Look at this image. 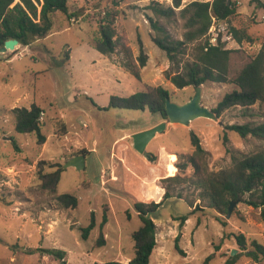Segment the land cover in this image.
Masks as SVG:
<instances>
[{
    "label": "rangeland",
    "instance_id": "1",
    "mask_svg": "<svg viewBox=\"0 0 264 264\" xmlns=\"http://www.w3.org/2000/svg\"><path fill=\"white\" fill-rule=\"evenodd\" d=\"M190 1L193 0H182L181 7ZM234 1L236 12L227 20V27L245 28L255 40H226L224 45L254 54L264 35V20L260 19L264 9L255 0ZM149 2L120 0L118 6L121 15L117 24L126 34L133 57L139 54L138 37L148 55L139 70V79L122 65V53L104 55L90 45L98 19L111 6V0H69L73 17L56 12L52 30L46 36L33 39L27 46L18 44L14 50L0 52V264H61L37 248L64 250L67 264H129L134 255L131 235L141 225L133 202L162 199L164 187L160 179L169 176L168 155L175 166L177 154L192 151L190 130L207 151V166L212 173L228 169L232 155L264 148L263 139L250 135L242 138L226 129L233 123L262 122L264 102L231 107L216 120L196 118L187 126L167 123L146 146L147 152L157 155L155 162L133 148V132L166 119L148 109H103L110 97L128 96L147 86L160 85L169 91L171 101L189 100L194 87L177 88L170 77L182 71L183 65L192 60L195 46L205 41L203 36L189 42L178 62H171L151 40L146 15L153 14L143 9ZM155 18L173 38H183L187 28L178 14L171 20ZM234 88L229 83L205 82L201 85V102L212 109ZM32 104L43 110L42 144L37 143L34 132L19 133L14 129L11 109L30 108ZM82 149L84 168L64 167L67 159ZM41 159L63 167L55 193L43 189L37 178L36 165ZM51 169L45 167L47 171ZM170 192L172 197L150 215L156 225V245L149 264H225L235 255L234 264H264V259L253 261L246 256L231 235L243 234L247 243L256 239L264 244V215L259 208L239 198L226 218L225 213L211 207L203 189L194 184H170ZM61 193L75 195L77 206H62L55 197ZM92 211L95 226L83 239L80 228L89 224ZM103 214L107 220L101 226ZM184 214L188 219L181 224L176 217ZM100 233L103 245L96 246ZM175 243L182 253L176 250Z\"/></svg>",
    "mask_w": 264,
    "mask_h": 264
},
{
    "label": "trees",
    "instance_id": "2",
    "mask_svg": "<svg viewBox=\"0 0 264 264\" xmlns=\"http://www.w3.org/2000/svg\"><path fill=\"white\" fill-rule=\"evenodd\" d=\"M68 1L0 0V47L6 40L12 38H16L20 45L27 46L33 39L46 36L52 30L53 15L56 12H61L68 18L74 16L69 11ZM170 1V4L165 5L158 0H150L143 9L150 10L153 14V16L146 15L152 30L150 36L152 42L164 51L171 62H178V57L185 53L189 42L205 36L213 18L227 21L236 12V1L234 0H193L182 7V0ZM255 1L259 7L264 9V2ZM119 2L120 0H111V6L98 19L97 30L91 37L90 45L104 55H110L115 51L122 53L125 58L122 65L139 79V70L145 66L148 55L144 52L142 41L138 37L139 54L133 57L126 34L117 24L121 15L118 9ZM38 5H40L39 9ZM177 14L185 20L184 25L187 28L182 39L173 38L167 28L155 18L162 17L171 20ZM229 30L237 43L255 40L245 28L231 26ZM233 63H240V65L236 67ZM170 81L177 88L192 86L194 89L208 81L233 84L235 88L226 92L211 109L217 117L231 107H248L257 102H264V35L261 37L259 49L254 54H248L242 49L226 48L220 40L216 45H209L205 38L204 42L195 46L192 60L183 65L181 72L172 75ZM168 97L169 91L166 88L160 85H150L128 96L112 95L108 106L103 109H148L152 113H158L163 119H167L165 101ZM11 113L16 132H34L37 143H44L45 135L41 132L43 110L40 106L32 104L30 108L14 107ZM61 129L65 132L64 124H61ZM226 129L237 133L242 138L250 135L264 140V120L257 124H228ZM189 140L192 151L187 154H177L176 164L173 165L177 168L176 173L160 179L164 187L162 199L158 202L135 199L133 202V208L137 212L141 225L131 235L134 242V255L129 264H149L150 255L156 245V225L150 215L156 212L166 199L172 197L170 184L190 183L202 188L203 195L209 199L211 207L222 214L227 213L230 201L242 198L248 204L259 208L261 214L264 215V148L241 156L232 155V163L228 169L212 173L207 166V151L202 147L198 135L192 130L189 131ZM224 141H227L226 136ZM12 145L18 150L14 140H12ZM79 153L85 155V150L82 149ZM147 159L155 162L157 155L150 153ZM46 166L52 169L47 171ZM36 167L41 187L55 193L63 170L62 165L57 162L47 163L41 159ZM55 197L65 208L73 209L78 204V198L73 194L61 193ZM176 219L183 224L188 219V214L178 216ZM106 220L103 214L100 225L102 226ZM94 226V212L92 211L89 224L80 228L81 237L86 239ZM231 235L234 236L246 256L253 261L264 259V244L256 239L247 243L243 234ZM101 245H103V236L100 233L96 246ZM175 248L182 253L177 243H175ZM35 250L42 255L60 260L61 264H67L66 252L62 249L37 248ZM28 252L31 253L33 250L28 249ZM237 256L229 258L225 264H234ZM208 258L204 262H207ZM93 264L120 263L106 261Z\"/></svg>",
    "mask_w": 264,
    "mask_h": 264
},
{
    "label": "water",
    "instance_id": "3",
    "mask_svg": "<svg viewBox=\"0 0 264 264\" xmlns=\"http://www.w3.org/2000/svg\"><path fill=\"white\" fill-rule=\"evenodd\" d=\"M19 42L16 38L8 39L4 42L3 46L0 47V52H6L7 50H14L15 46ZM165 109L167 119L160 123L141 131H137L131 134L133 148L140 154L148 158L150 152L146 151L147 144L155 137L157 133L162 132L167 123H175L182 125H189V123L196 118H208L216 120L218 117L216 114L207 106L201 102V86L195 88L194 95L183 103L173 102L168 98L165 101ZM221 123V122H219ZM85 162L84 154H76L67 159L64 167L74 166L77 169H83ZM235 201H230L226 213V218L231 215L233 205ZM235 253V249L231 254Z\"/></svg>",
    "mask_w": 264,
    "mask_h": 264
},
{
    "label": "built area",
    "instance_id": "4",
    "mask_svg": "<svg viewBox=\"0 0 264 264\" xmlns=\"http://www.w3.org/2000/svg\"><path fill=\"white\" fill-rule=\"evenodd\" d=\"M260 19L264 20V13L261 14ZM205 38L207 39L209 45L218 44V40H220V42H223V43L226 40L234 41L232 33L227 27V21L219 20L216 18L212 19V23L210 27L208 28L207 33L205 34Z\"/></svg>",
    "mask_w": 264,
    "mask_h": 264
},
{
    "label": "bare ground",
    "instance_id": "5",
    "mask_svg": "<svg viewBox=\"0 0 264 264\" xmlns=\"http://www.w3.org/2000/svg\"><path fill=\"white\" fill-rule=\"evenodd\" d=\"M166 157V156H165ZM166 170L168 172L169 175H174L176 173V168L173 166V164L171 163V156L168 155V162L166 164ZM142 190V189H141ZM150 194V193H149ZM156 194V193H155ZM153 195V194H151ZM148 196V195H147ZM154 197V196H153ZM152 197V198H153Z\"/></svg>",
    "mask_w": 264,
    "mask_h": 264
},
{
    "label": "crops",
    "instance_id": "6",
    "mask_svg": "<svg viewBox=\"0 0 264 264\" xmlns=\"http://www.w3.org/2000/svg\"><path fill=\"white\" fill-rule=\"evenodd\" d=\"M136 131H138V130H136ZM134 133V132H133Z\"/></svg>",
    "mask_w": 264,
    "mask_h": 264
}]
</instances>
